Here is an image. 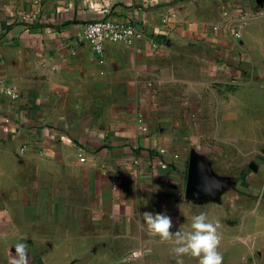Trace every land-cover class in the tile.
Instances as JSON below:
<instances>
[{
  "label": "crops",
  "instance_id": "obj_1",
  "mask_svg": "<svg viewBox=\"0 0 264 264\" xmlns=\"http://www.w3.org/2000/svg\"><path fill=\"white\" fill-rule=\"evenodd\" d=\"M260 4L0 0V78L18 94H0V264L21 237L28 264H177L174 237L150 232L145 211L166 210L171 231L187 230L201 212L228 218L220 202L235 198V170H216L201 126L218 123L210 111L220 107L213 80L247 77L246 67L235 66L247 61L250 44L234 31L254 25ZM104 7L118 20L136 16L156 37L105 42L99 63L83 26ZM234 87L223 90L227 108L251 110L258 99L264 110L263 88ZM243 120L264 125V113ZM257 232L247 264H264V229ZM218 234L223 264H236L237 232ZM134 250L144 253L125 260ZM182 260L199 264L187 254Z\"/></svg>",
  "mask_w": 264,
  "mask_h": 264
},
{
  "label": "rangeland",
  "instance_id": "obj_2",
  "mask_svg": "<svg viewBox=\"0 0 264 264\" xmlns=\"http://www.w3.org/2000/svg\"><path fill=\"white\" fill-rule=\"evenodd\" d=\"M263 3L264 0H261L260 5ZM254 19L256 21L251 28L244 30L247 27V23L244 22L238 35L234 31L235 39L244 40L246 36L250 44V49L245 51L247 61H238L235 66L236 70L241 72L246 67L247 77H238L242 73L237 74L235 78L230 77V80H235V83L213 80V83L219 85L220 89L217 93L218 99L215 95L212 98L215 102L219 101L220 107H216L215 103L214 108L210 111L218 119V123L201 126L203 131L209 134L206 140L211 148H214L213 165L216 170H224L227 167L235 170L236 187L232 190L235 192V198L230 199L229 204L225 200L220 202L221 212L229 214V217L219 221V228H234L237 232L236 264H247L245 260L250 259V254H252V259L255 257L253 253L249 252L248 245L257 246L260 243L257 229H264V125L246 124L243 120L245 115L259 118L263 115L264 110L259 108L261 102L258 99L257 101L253 99L255 103L251 110H245L243 107L227 108L226 104H228L229 98L227 92L223 90L227 86H235L239 90L240 86L246 85L257 87V90L261 87L264 90V11L258 13ZM239 51L241 52V50ZM207 78L210 80L213 79V76L209 75ZM224 86L225 88H223ZM244 90L243 88L239 91L240 93L235 94L236 100L240 101L239 104H242ZM257 93L259 98L263 96L264 91L262 94L259 91ZM238 96L240 99H237ZM234 118L235 120L232 121L231 119ZM207 207L211 212L215 205L209 203Z\"/></svg>",
  "mask_w": 264,
  "mask_h": 264
},
{
  "label": "clouds",
  "instance_id": "obj_3",
  "mask_svg": "<svg viewBox=\"0 0 264 264\" xmlns=\"http://www.w3.org/2000/svg\"><path fill=\"white\" fill-rule=\"evenodd\" d=\"M205 191L209 188L204 187ZM150 232L158 234L162 240L174 237L172 251L178 258L177 264H183V255L199 258V264H222L223 254L218 250L221 237L218 234L219 221L211 220L203 212L194 215L187 230L174 227L173 218L165 211L143 213ZM15 252L9 258L8 264H28L27 240L21 237L14 245ZM139 255V253H134Z\"/></svg>",
  "mask_w": 264,
  "mask_h": 264
},
{
  "label": "built area",
  "instance_id": "obj_4",
  "mask_svg": "<svg viewBox=\"0 0 264 264\" xmlns=\"http://www.w3.org/2000/svg\"><path fill=\"white\" fill-rule=\"evenodd\" d=\"M102 17L86 21L83 26V39L88 44L91 53L95 56L99 63L104 62V44L105 42H123L132 44L141 39H153L155 34H148L147 27L142 20L136 16L125 20H118L110 17V8L104 7L101 9ZM238 35V31H236ZM0 94L10 98H17L18 94L12 88L3 85L0 78ZM165 149H159L160 154H164ZM177 157V155H175ZM80 160L84 158L79 157ZM139 255H134V253ZM143 250H134L124 256L125 260L143 255Z\"/></svg>",
  "mask_w": 264,
  "mask_h": 264
},
{
  "label": "water",
  "instance_id": "obj_5",
  "mask_svg": "<svg viewBox=\"0 0 264 264\" xmlns=\"http://www.w3.org/2000/svg\"><path fill=\"white\" fill-rule=\"evenodd\" d=\"M193 175H194V171L191 170V171H190V177H189V178H190V179H193Z\"/></svg>",
  "mask_w": 264,
  "mask_h": 264
}]
</instances>
